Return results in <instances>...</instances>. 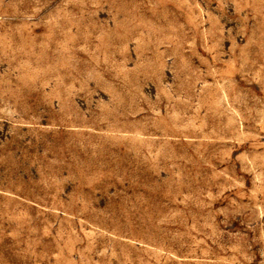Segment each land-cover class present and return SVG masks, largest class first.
<instances>
[{
  "label": "rangeland",
  "instance_id": "1",
  "mask_svg": "<svg viewBox=\"0 0 264 264\" xmlns=\"http://www.w3.org/2000/svg\"><path fill=\"white\" fill-rule=\"evenodd\" d=\"M0 264H264V0H0Z\"/></svg>",
  "mask_w": 264,
  "mask_h": 264
}]
</instances>
